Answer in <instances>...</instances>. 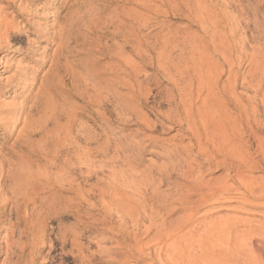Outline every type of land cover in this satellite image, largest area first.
Listing matches in <instances>:
<instances>
[{
  "label": "rangeland",
  "instance_id": "1",
  "mask_svg": "<svg viewBox=\"0 0 264 264\" xmlns=\"http://www.w3.org/2000/svg\"><path fill=\"white\" fill-rule=\"evenodd\" d=\"M60 26H65L62 49L55 38ZM137 47L149 50V62H140L134 52ZM221 59L224 67L219 66ZM254 60L260 63L257 73ZM125 63L139 74L141 95L150 91L146 99H139L135 89L130 93L134 108L130 116L126 110L114 111L122 100L107 97L104 91L109 92V87L103 85L113 81L112 73ZM158 66L164 72H157ZM263 69L264 0H0V264L110 261L106 255L118 252V233L101 226L102 211L94 202L101 198L110 202L107 196L113 192L147 197V213L156 211L159 200L166 198L168 206L157 213L166 228L174 227L188 208L195 213L193 223L180 230L177 240L182 242L173 253L174 238L151 244L144 250L149 257L125 264H251L253 254H248L247 239H231L224 247L218 239L183 243V236L201 231L195 224L204 220L217 225L220 220L264 225V199L231 191L212 204L195 208L191 203L200 199V194L224 180L235 189L234 182L226 179L235 172L227 170L231 162L224 152L200 154L194 146L181 150L189 137L166 118L164 103L170 80L182 76V89L196 85L203 75L216 86L213 90L217 91L207 100L215 108L218 94L225 100L227 93L231 94L228 91H233L230 83L235 80L233 92L242 95L239 86L243 81L264 79ZM162 81L166 85L159 87ZM41 87L46 88V111L52 116L49 125L44 133L36 134L30 153L14 151L6 156ZM260 93L264 96V90ZM118 94L123 97L127 92L118 87ZM194 101V109L202 106L200 99ZM224 104L207 107V120L216 116L208 122V130L222 118L214 124L218 131L227 112L233 113L232 105ZM211 138L208 144L220 140L216 135ZM231 140L236 151L244 144L249 146L250 159L260 164L254 151L264 149V131ZM204 141L201 138L203 148L207 145ZM21 159L26 162V171ZM66 163L71 168L80 167L81 173H60ZM11 173L10 179L4 178ZM65 176L75 185L81 184L85 204L94 208L83 205L80 210L73 194L57 189V182H63ZM242 176L264 185V168L245 171ZM190 177L201 179L200 189L204 188L188 193ZM180 195L186 196L184 205L176 202ZM113 221L116 219L105 224L113 228ZM147 226L143 223L139 231L144 232ZM125 227L132 230L129 223Z\"/></svg>",
  "mask_w": 264,
  "mask_h": 264
},
{
  "label": "bare ground",
  "instance_id": "2",
  "mask_svg": "<svg viewBox=\"0 0 264 264\" xmlns=\"http://www.w3.org/2000/svg\"><path fill=\"white\" fill-rule=\"evenodd\" d=\"M64 28H65V26L64 27L60 26L58 29V32L56 33L55 38H56V41L58 44V49L61 47V44H62L61 39H62V34L64 32ZM65 37H67V36H65ZM62 47H61V49H62ZM152 50H154V49H152ZM147 51H149L147 48H142V47H137L134 49V52L136 53L137 57H139L138 59L140 60V62L142 64L150 61L149 55L147 54ZM231 51L232 50H230V53L232 54L233 51L232 52ZM226 53H229V52H226ZM230 53H229V55H230ZM255 53L258 56L257 52H255ZM255 53H253V54H255ZM256 55H255V57H256ZM251 56L253 57L252 54H251ZM157 57L159 58L158 55H157ZM223 58L225 59V57L222 56V59ZM222 59H221L222 63H221V65H219L220 67H224V65H225L223 63V61L225 62V60L222 61ZM250 60L252 61V59H250ZM256 61H255V63H256ZM227 63H229V62H227ZM255 63L254 62L252 63V64H254L253 70L256 71V73H257L261 70V68H259L260 63H259V65H257L258 62L256 64ZM212 64H214V63H212ZM227 65H226V67H227ZM231 66L232 65L230 63L229 68H231ZM211 70H212V72H213V70L217 71L216 68L215 69L211 68ZM158 71L164 72V68L161 66H158L157 72ZM208 71H205L204 73H206ZM229 71H231V70L229 69ZM229 71L227 72L228 74L230 73ZM210 72H208V73H210ZM212 72H211V74H212ZM208 73H207V75H210ZM217 73H218V71H217ZM221 73H222V71H221ZM262 73H260V75ZM252 74H254V72ZM205 75L206 74H204V76ZM254 75H258V74H254ZM112 76H114V80L112 81V79H111L112 82L109 81L111 83H109L107 80V84L104 83L105 82L104 81L103 85L105 87H109V92L104 91L107 97H109L112 100H116L118 98L122 100V104H119L116 107H114V109H115L114 111L126 110L128 116L133 115L134 108L131 107L130 93H132V91L135 89L139 99H141V98L146 99V98H148V94L150 93V91H148L146 95H143V94L141 95L140 87L142 86L143 82L139 81V74L133 70L132 65H129V63H125L124 66H122V67H121V65H119L117 70L112 73ZM227 76H229V75H227ZM157 77H160V76H157ZM205 77H207V76H205ZM209 77H211V75ZM209 77H208V79H209ZM230 77H231V75L228 78H230ZM250 77H252V76H250ZM253 78H251V79H253ZM256 78H254L253 80H250L251 82L250 81H248V82L243 81V83L239 86L240 87L239 90H241V92L243 93L242 95L239 94L238 96H235V93L233 91H235V89H236V82L234 79H232V80H234L233 82L231 80L230 81L228 80L229 81L228 83L232 82V83H230V85H231L230 89H232L233 91H228L229 89L226 88L228 92H231V94L227 93V96L229 95V96H231V98L229 96L227 97L225 95L227 97V99L225 98V100H224L221 96L217 97L219 94L218 95L216 94L217 95L216 98L218 100H216V99H213V100H216V102H218V103L214 104V105L218 104V106H215V108L219 107L220 104H224V103H225L224 105L226 107V105H227L226 102H229L233 108L232 109L233 113L227 112V113H229V114H227V117L224 116V117H226V119L223 120L224 121L223 125L220 124L221 128L220 129L218 128V131L216 130L217 127L215 128L214 124L216 122H218V124H219L220 120L222 119V118L220 119L219 115L218 116H219L220 120L219 121L215 120L216 121L215 123L213 122L214 127L210 125L213 130H208V128H207L208 122H210L212 120V117L213 118L216 117L215 114H214L215 117L212 116V114H213L212 113L211 114V116H212L211 120H209V119L207 120V118H209L208 113H207V107H211L207 100H210L209 98H210L211 94L213 93L212 91L216 90V89L213 90V88H216V86L213 87L211 82L206 81L205 78L203 77V75L199 76L198 82L196 85H193L192 87L187 86V87L182 88V89L179 88V85H180L179 80L183 79L182 76H179L175 79L170 80L169 92L174 93V95H171V94H169V92H166L167 93V100L164 103V105L166 106V118L169 119L170 123L179 125L185 131L186 135L189 137L188 145L186 147L181 148V150L186 151V149L194 146L198 149L197 151L200 154H205L209 151L215 152V154L224 152V154H226L225 157H227L228 160H230V162H231L227 166V170L231 171V172L232 171L235 172V175L232 176L231 178L226 176L227 181L232 180L234 182L235 189H232L231 186H228L226 180H224L223 182L218 183L216 186H212L209 189H207V191H208L207 193L205 192V194H203V193L200 194L201 195V196H199L200 199H198L196 202L193 201V203H191V204H193V206L195 208H196V206L203 207V206L212 204V203L216 202L218 199L222 198L223 196L229 195L231 191H241L243 194H245L246 196H248L250 198H254V199L255 198L256 199H258V198L262 199L263 198L264 199V185L258 184L255 181L245 180L244 177L242 176L243 172H245V171H253L255 169H260V167L264 168V149L263 150L257 149L254 151V153L256 154V157L260 159V164H257L254 161H252V159H250L252 152H251L249 146L244 144V145H242V148L240 149L241 151L239 149L236 151L235 150L236 145L231 144V141H232L231 139L234 137H239V138L244 137V136L253 137L255 132L264 131V96H261V97L259 96L260 91L264 90V79H262V78L256 79ZM215 79H219V77L217 76ZM210 80H212V77ZM153 81H154V79H153ZM157 81H158V78H157ZM216 82L217 81L215 80V84H216ZM144 84L146 85L147 83H144ZM163 84L166 85V83L164 81H162L158 85H159V87H162ZM213 85H214V81H213ZM223 85H224V83H223ZM118 87L123 88L127 92V95H126L127 97L126 96L121 97L118 94ZM222 88H224V87H222ZM45 89L46 88H43V87H41L39 89L38 94L33 99V102H31V105L29 107V112L27 114L23 115L24 118L21 121L22 126L20 127L19 130H17L16 137L8 149L9 154L6 156L14 154L13 153L14 151L27 153L28 150H30V148L32 146L31 142L33 143L34 138L36 137V134L41 133V132L42 133L45 132L47 124L50 121V119L52 118V116L48 115L47 111H46V109L48 108V103H47V96H46L47 94L45 92L46 91ZM47 89H48V87H47ZM224 90H223V92H224ZM227 91H225V92H227ZM214 98H215V96H214ZM199 99L202 102L201 103L202 106L197 108L198 110L195 108L196 109L195 110L193 108V101L199 100ZM123 102L125 104H123ZM194 103H195V101H194ZM136 104H139V101H137ZM160 105H162V102L158 104V106H160ZM221 106H223V105H221ZM211 108H214L213 105ZM110 112H112V111H110ZM213 121H214V119H213ZM0 125H2V124H0ZM222 126H224V127H222ZM211 128H209V129H211ZM221 131H223V132H221ZM215 135L217 137H219L218 139H220V140L219 141L216 140L217 141L216 143L211 144V142H210V144H208V142H209L208 140L210 139L212 141L211 137H213ZM201 138H203L207 142V143L205 141L203 142L204 144H207L206 147H204V148L200 145L201 144L200 143ZM40 141H41V139H40ZM254 141L257 142V140L255 138H254ZM39 144H40V142H39ZM227 144H230V148H227ZM236 148H238V147H236ZM92 150L93 149H91V151ZM28 153H30V152H28ZM92 153H91V155H93ZM21 154L22 153H20V155ZM87 154L89 155L90 152ZM205 156H207V155H205ZM21 160H22L21 162L24 161L23 159H21ZM25 163L24 162L22 163V169H25ZM240 170H242L243 172ZM21 171H23V170H21ZM25 171H26V169H25ZM59 172L60 173L64 172L65 173L64 175H70V174L74 175V174L81 173V168L78 166L76 169L71 168V166L68 163H66L59 170ZM94 172H96V171H94ZM64 175H63V177H64ZM10 176H12V173L8 174V175H4V178L10 179ZM13 177H16V176H13ZM21 177H23V176H21ZM65 177H66L65 179L63 178L64 179L63 182H62V180L57 182V184H56L57 186L54 184L56 187H58L57 189L60 192L63 191L65 193L73 194L77 200L76 204L78 205L80 210H81V207L83 205H85L87 207H93V205H86L85 204V200H86L85 198L86 197H84V194H83L84 192H82V190H81V187H80L81 184L78 183L77 185H75L76 183L74 184V181L70 179L71 177L70 178H69V176H65ZM85 178H86V176H85ZM81 180H84V179H81ZM55 183H56V181H55ZM201 185H202L201 179L190 177L187 179V186H188L187 192L191 193L192 191H196V190L199 191ZM206 187L208 188V186H205V188ZM203 188L204 187L202 186V189ZM202 189H200V190H202ZM54 190H56V189H54ZM107 193H108V191H107ZM86 196H88V195H86ZM107 197L110 199V202H108L104 198H101L99 201L97 200L96 202H94V204L98 203L97 208H99L100 211H102V215H101L102 220L100 222L101 226L108 227L111 230H116L118 233V236H117L118 252H114V251L108 252L106 256L110 259V261L105 262V264H117V263L118 264H125L130 259H132V260L133 259H146L147 257H149L150 254H148V255L144 254V250H147L151 244L163 243L166 240H170V239L174 238L175 240L172 244V249H171V253H173L175 250H177L176 247L182 242V241L177 240L179 238L178 234H179L180 230L187 228L189 225H191L193 223V218H194L195 213H194V210H192L193 208L192 209L188 208L187 209L188 213L185 214L179 220H177V224L174 227L166 228L162 222L163 217H161L159 214H157L158 211L164 210V208H166L168 206L167 202L164 201V200H167L166 198H162L157 203V205H156V211L157 212L153 211L151 213H147L148 198L145 196H142L141 194H134V195L128 196V195H118L117 193L113 192V193H110ZM184 197L186 198L185 195H180L177 198L176 202L179 204L183 203L182 205H184L185 204V202L183 200ZM87 201H88V199H87ZM185 201H186V199H185ZM59 202H60V200H59ZM67 204H69L68 201H67ZM179 204H178V206H180ZM191 204H189V205L191 206ZM69 206H71V204ZM179 208L182 209V207H179ZM106 209H107V211H106ZM180 209H178V210H180ZM112 218L116 219V221H113V222H116L114 224L113 228L111 226L105 224L107 220L111 221ZM204 222H205V220H204ZM204 222H203V224L196 223L195 224L196 226H201V231L198 234L193 233L192 231L189 232L186 236H183V239L186 240V241H183V243L190 244L194 241L201 242V241H206L208 239H210V240L211 239H218L220 246L224 247V245L225 244L227 245L231 239H234L235 241H241V240L244 241V239H247L249 241V244H250V245L246 246L248 254L249 253L253 254V256H252L253 259L251 261L252 262L251 264H264V225L253 226L250 222H244V223L238 222V223L230 224L228 221H223V220H220L218 225L215 222H210V223H206V222L204 223ZM126 223H129L131 225V228H132L131 231H129L125 227ZM143 223H147L148 226L144 232H140L139 229ZM256 235L260 236L259 239L257 238ZM125 255H128L130 258H126V259L123 258V256L125 257ZM203 256L204 255H201L198 258V260H200V258ZM119 261H122V262H119Z\"/></svg>",
  "mask_w": 264,
  "mask_h": 264
}]
</instances>
